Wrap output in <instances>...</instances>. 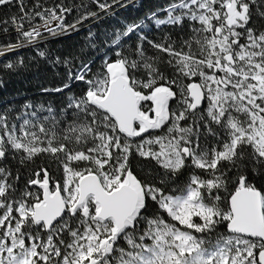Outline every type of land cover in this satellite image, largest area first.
<instances>
[{"label":"snow or ice","instance_id":"snow-or-ice-1","mask_svg":"<svg viewBox=\"0 0 264 264\" xmlns=\"http://www.w3.org/2000/svg\"><path fill=\"white\" fill-rule=\"evenodd\" d=\"M129 7L0 0V264H264V0Z\"/></svg>","mask_w":264,"mask_h":264},{"label":"trees","instance_id":"trees-1","mask_svg":"<svg viewBox=\"0 0 264 264\" xmlns=\"http://www.w3.org/2000/svg\"><path fill=\"white\" fill-rule=\"evenodd\" d=\"M163 0H144V8L139 10L129 7L128 9H119L118 15L121 18L132 19L143 14L146 8H153L156 4L162 3ZM86 28L81 29L79 33H74L70 37H63L57 41L52 42V46L55 49L66 51L70 49H78L84 43V37L86 36ZM21 54L28 57L34 55L29 49H22ZM12 54H6V58H11ZM99 58H97V62ZM62 72L63 69H60ZM53 71L44 64H40L37 67L33 64V67L28 72L20 75L5 76L3 86L0 87V102L8 103L15 102L22 104L25 100H46L48 97L42 96L41 87H49L58 82ZM83 87L82 84H78L74 87L75 91H79Z\"/></svg>","mask_w":264,"mask_h":264}]
</instances>
